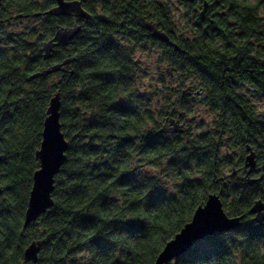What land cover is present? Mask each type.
<instances>
[{"label": "trees", "instance_id": "trees-1", "mask_svg": "<svg viewBox=\"0 0 264 264\" xmlns=\"http://www.w3.org/2000/svg\"><path fill=\"white\" fill-rule=\"evenodd\" d=\"M204 1L211 7L201 19L197 1L177 0L185 11L179 23L174 12L173 30L162 17L167 4L158 3L159 26L180 62L176 69L204 91L200 108L212 122L210 128L201 120L174 136L159 134L161 120L176 107L190 115L194 109L161 92L129 44L91 46V11L74 41L55 48L49 60L41 47L58 21L9 20L19 31L0 57V264H154L212 193L229 217L248 218L264 196L227 176L216 130L222 116L233 128L246 127L252 99L264 100V0ZM65 60L71 62L63 71L32 78ZM162 60L168 56L160 48ZM56 94L66 161L55 176L53 207L24 229L43 123ZM254 108L256 130L263 131V115L260 120ZM143 168L154 174L139 179ZM259 237L245 222L196 242L169 264H264ZM32 243L40 246L36 263L23 257Z\"/></svg>", "mask_w": 264, "mask_h": 264}, {"label": "flooded vegetation", "instance_id": "flooded-vegetation-1", "mask_svg": "<svg viewBox=\"0 0 264 264\" xmlns=\"http://www.w3.org/2000/svg\"><path fill=\"white\" fill-rule=\"evenodd\" d=\"M61 1L64 3L79 2L82 9L89 15L91 11V46H95L96 44H101V42H103L104 45L107 44L109 48L116 49L120 47H127L129 44L133 49L132 56L134 58L137 53H143L141 47L142 45H145L147 50L151 51L150 53H157V62L160 65V68L155 71V78L153 80L157 82L156 85L158 89L161 92L168 94L173 99H184V103L190 104L194 109V112L196 107L202 106V99L205 96L204 91L195 84L186 83L181 77V71L176 69V64L180 62L174 59V41L172 39L169 40L168 38V41L162 42L158 38H155L152 31L148 28L150 25H156L161 32L166 34L164 28L161 29L159 26V18H161V13L158 10L159 0ZM196 1L199 10L202 9L204 0ZM161 2L164 6L166 4L168 6L167 16L163 15V20L167 22L168 25H171L173 30L175 26V0H161ZM57 5V0H0V57L4 56V52H6L7 47L13 46V42L15 40V31L14 28L10 26V19L19 17L22 20L29 21L30 19L32 20L33 16H37L40 19L51 17L52 19L58 21L56 28L67 29L75 26H80L81 28L83 22L89 20L77 17L73 12L59 16L48 14V12ZM89 7L91 8L89 9ZM143 7L144 9H142ZM16 8H20L21 11L17 13ZM74 39L72 41H74ZM160 48H162L167 54L168 60L159 61ZM134 60L137 64L140 63L138 58H134ZM175 82L176 84H174ZM254 104L255 103L251 101L252 107L250 108L251 110L249 111V115L252 121L249 122L250 117L246 119L248 121V125L246 127L239 126L237 128H233L230 126V118L221 117L220 122H218L219 127L216 130V136H218L216 143L218 146L222 147L221 153L227 159V170L229 169L230 173L233 169L236 170V173L233 176H229V174H227V176L235 177L239 179L241 183H247L250 187H252L253 193H260L264 196V129L263 131L261 129L256 130V125L254 124L256 109L254 108ZM257 111L259 112L258 118L261 120L263 115L264 119V113L262 114L260 109H257ZM180 112H184L186 115L181 117L179 116ZM194 112L190 115L176 107L175 114H173V116L164 117L161 120L159 129L165 124L169 125L170 120L173 119L181 126L182 131L178 133H160L158 129L159 134L165 136L183 134L189 126L195 123L196 116L194 115ZM240 120L243 123V116H241ZM260 120L258 122L261 125ZM209 124L211 128V119ZM248 147L250 150H247ZM251 152L255 154L254 159L256 166L253 172L248 173L249 167H245V158ZM227 154H232V158H228ZM4 163L5 158L0 154V167ZM249 178L255 179L256 181L249 184L247 182V179ZM257 200L264 201V197L258 198L256 201ZM254 218L255 215L251 214L249 210L247 219L243 221L241 217V226L242 223H249L250 227L253 228L254 233L259 235V238L262 239L264 238V221L262 224H259ZM241 226L235 228L234 230H237Z\"/></svg>", "mask_w": 264, "mask_h": 264}, {"label": "water", "instance_id": "water-1", "mask_svg": "<svg viewBox=\"0 0 264 264\" xmlns=\"http://www.w3.org/2000/svg\"><path fill=\"white\" fill-rule=\"evenodd\" d=\"M185 1L194 2L196 0ZM57 2L58 5L50 10L48 14L59 16L73 12L77 17L86 20L90 18V15L82 9L79 2L64 3L61 0H57ZM210 7L211 4L203 1L200 11L201 19L205 18V14ZM148 28L152 31L155 38H158L162 42L168 41L167 35L161 32L156 25H150ZM80 29V26L68 29L58 28L53 38L42 44V58L49 60L55 48L68 46L75 36L79 34ZM69 62L71 60L54 64L42 72L32 75V78L63 71V67ZM185 115L184 112L179 113L181 117ZM181 131V126L173 119L170 120L169 125L165 124L159 129L160 133H178ZM41 136L40 148L36 153L39 160V168L33 174V184L24 213V229L53 207L52 193L54 191L55 176L60 172L66 161L68 142L61 132L60 97L58 94L52 97L49 102ZM247 150H250V148L248 147ZM227 157L232 158V154H227ZM254 157L255 154L251 152L245 158V167H249L248 173L255 170L256 162ZM235 173L236 170L233 169L229 176H233ZM255 181V179H247L249 184ZM250 213L255 215L254 219L257 223L262 224L264 221V201H255L250 208ZM239 226H241V218L229 217L223 209L219 196L215 193L209 194L205 203L195 209L191 220L184 224L172 239L166 242L163 249L157 255L154 264H169L172 260L187 254L196 242L213 236L216 233L229 232ZM39 251V244L32 243L23 252L24 260L36 263Z\"/></svg>", "mask_w": 264, "mask_h": 264}, {"label": "rangeland", "instance_id": "rangeland-1", "mask_svg": "<svg viewBox=\"0 0 264 264\" xmlns=\"http://www.w3.org/2000/svg\"><path fill=\"white\" fill-rule=\"evenodd\" d=\"M183 11H185V9L182 6L178 5L177 0H175V11L174 12H175V17H176L175 18L176 19V23H179L180 14L182 15ZM14 31L18 32L19 30L17 29V27H15ZM134 58H138L140 60V62L142 63V65L147 68V71L149 73V79H154L155 78V76H154L155 75V71L158 70V68H160V65L157 62V53L156 52H152V53H147V52L137 53ZM174 84H176V82ZM252 102H254L256 104L257 108H259L261 111H264V100L262 98H256L254 100L252 99ZM194 115L196 116V121L194 123L195 126L201 120H204L209 125V122H210L209 115L208 114L206 115L204 113V111L201 110L200 107H196L195 108ZM138 174H139L138 178L142 179V178H144V177H146V176H148L150 174H154V171H152L151 169L143 168ZM167 187H168V189H170V186H167Z\"/></svg>", "mask_w": 264, "mask_h": 264}]
</instances>
